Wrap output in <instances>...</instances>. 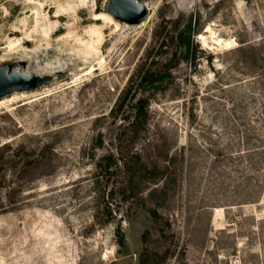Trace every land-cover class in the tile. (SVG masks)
<instances>
[{
    "label": "rangeland",
    "instance_id": "rangeland-1",
    "mask_svg": "<svg viewBox=\"0 0 264 264\" xmlns=\"http://www.w3.org/2000/svg\"><path fill=\"white\" fill-rule=\"evenodd\" d=\"M109 1L0 0V264H264V0Z\"/></svg>",
    "mask_w": 264,
    "mask_h": 264
},
{
    "label": "water",
    "instance_id": "water-1",
    "mask_svg": "<svg viewBox=\"0 0 264 264\" xmlns=\"http://www.w3.org/2000/svg\"><path fill=\"white\" fill-rule=\"evenodd\" d=\"M107 11L116 21L129 25H140L148 17L146 6L139 0H110ZM53 80V77L41 78L21 70H13L12 66L2 68L0 100L16 93L35 92L48 87Z\"/></svg>",
    "mask_w": 264,
    "mask_h": 264
},
{
    "label": "trees",
    "instance_id": "trees-1",
    "mask_svg": "<svg viewBox=\"0 0 264 264\" xmlns=\"http://www.w3.org/2000/svg\"><path fill=\"white\" fill-rule=\"evenodd\" d=\"M151 70L152 67L150 65V69H148L145 72V74L142 76L141 83L150 85V83H152L155 78L157 79L159 77V75H155V73H153ZM149 105H150V101L148 98H139L133 105L134 116L130 121L131 123L130 125L132 128V133L134 135L133 136L134 138H136L140 134L141 128L147 125ZM124 106H125V99L124 100L122 99L118 105V110H121ZM105 160L107 161L106 166L109 169V167H111V165L114 163V158L113 156H108L105 158ZM153 216L154 218H157L158 217L157 212H153ZM121 242L123 243V239L121 240ZM166 257L167 254L162 256L159 254H152L149 253L148 251H145L140 256V264H151L152 262L157 263L156 261L160 263L161 261L165 260Z\"/></svg>",
    "mask_w": 264,
    "mask_h": 264
},
{
    "label": "bare ground",
    "instance_id": "bare-ground-1",
    "mask_svg": "<svg viewBox=\"0 0 264 264\" xmlns=\"http://www.w3.org/2000/svg\"><path fill=\"white\" fill-rule=\"evenodd\" d=\"M115 20V19H114ZM125 24V23H124ZM60 32V31H59ZM215 45L216 46H229L230 45V43H228V42H226V43H224L223 42V40H219V39H217V41H215ZM231 46V45H230ZM66 69L65 68H61V69H59V70H50V71H45V72H43V73H37V74H34V73H32V74H34V75H36L37 77H41V78H43V77H52V76H56V75H58L59 73H62V71H65ZM44 88H47V87H44ZM44 88H42V89H44ZM39 90H41V89H39ZM38 91V90H37ZM36 92V91H35ZM25 93H31V92H25ZM17 94V93H16ZM19 94H21V93H19ZM10 98V97H9ZM4 99H6V98H4ZM4 99H2V100H4ZM1 101V100H0Z\"/></svg>",
    "mask_w": 264,
    "mask_h": 264
}]
</instances>
